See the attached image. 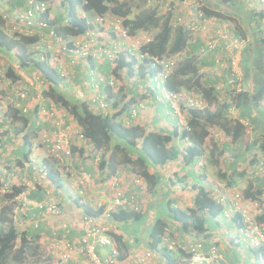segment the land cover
<instances>
[{"label":"trees","instance_id":"obj_1","mask_svg":"<svg viewBox=\"0 0 264 264\" xmlns=\"http://www.w3.org/2000/svg\"><path fill=\"white\" fill-rule=\"evenodd\" d=\"M29 1H32L30 6H28ZM54 1L57 0H7L6 3L3 2V7H0V52L16 50L18 52L16 58L21 66L30 63L35 66L45 82L42 95L52 100L55 105L63 107L79 127L83 140L88 141L92 146L91 150L96 154H101L98 169L104 179L112 178L119 168L125 169L128 174L134 176V179L145 184L144 191L151 194L154 199L150 204V209H155L156 213L155 219L146 229V232L144 231V236H141L138 230L143 229L140 228L142 225L146 226V215L148 213L142 212L140 208L137 210L112 208L109 210V218L104 219L102 217L107 206L102 205L101 207L92 208L76 198L74 204L81 209V217L94 218L96 222L94 221L93 224L95 225L102 220L105 225L106 223L114 226L117 224L115 227L121 226L119 229L117 227L118 231L122 230L125 235L133 237L132 244H130L122 233H116L112 230L108 232L111 239L118 245V259L122 261L132 255L130 248H139L140 245L144 246L145 250L152 251L154 255L159 256L163 264H183V259L187 258L188 254L185 253L182 246L187 244L201 242L205 249L211 246L217 247V242H213L210 229L217 228V226L219 227L222 223L228 221L224 216V206L213 199L204 187L195 184L191 186L196 191L193 206L187 209L174 206L171 199L167 198V192H164L166 187L161 184L155 174L149 171V166L165 165L176 160L177 156L180 155L183 166L192 168L202 156L206 140H209L210 133L207 128L217 127L229 137L230 142L235 147L242 145L245 138H252L249 143L245 144L244 148L251 155L249 160L252 167L250 169L251 174H249V184L244 189L242 196L250 201L259 199L261 191L264 189V168L254 169L253 165L258 163L260 166L261 159H264V114L259 115V108H262L264 100V29L261 28L260 23V20L262 21L264 18V11L249 12L251 14L249 19L253 20L254 25L245 27V30H242L240 24L233 20L235 34L240 35L245 40L249 37V52L255 55L256 49H252L253 44H258L263 49V57L261 58L259 55V62H257L258 67L263 70L259 74L260 78L257 79L253 74L251 75L250 68H248L247 77L250 82L251 79L253 80L251 90L232 91V101L235 104V109L239 110L242 114L239 115L249 123L246 128L244 123L238 119L227 116L230 109L228 105H218L219 107L214 111L209 109L213 101L217 102V92L213 91L212 87L202 86V76L199 75V65L195 57L183 55L184 50L187 48L188 34L184 28L177 26L172 21L174 18L172 14L174 1L167 3L168 6H160L159 0H157L156 5L153 2V9L141 10L134 14L133 11L139 10L142 7V2L146 3L147 0H58L62 6L61 11L53 18H50L51 7H47L44 13L35 9V5H38V3H52ZM200 2L204 6L203 12L206 17L222 18L224 15L216 12L214 8L229 9L233 0H200ZM259 2L264 4L261 0ZM28 9L32 11L35 22L45 25L43 30H47L48 33L52 30L59 38L65 41L68 40V49L75 48L78 38L83 37L88 32H95L97 30L96 20H105L107 16L120 19L128 36H137L139 33L150 35V40L139 49V52L146 53L148 58H144L138 64L137 73L135 64L139 60L134 56L130 57L127 53L117 55L112 63L108 60L98 62L97 57L94 55L95 50L89 53L86 58L77 57L73 60V63L83 64L87 70L90 69L99 74L102 73L99 69L104 65L107 70L104 75L113 76L120 84V89L116 93L110 87L101 89L105 95V100L110 101L112 104L111 108L118 109L120 102L125 97L123 91L129 92L130 101L121 106V111L115 113L113 110L114 113L104 115L103 112L92 111L88 103L68 97L72 95L71 93L68 94L66 90L69 89L63 86L69 80L62 77L58 70L48 63V59L44 60L42 57L43 60H41L40 57L28 54V47L38 42L40 36L34 31H31V36H26L10 30V26H14V21H11L12 16L19 10L27 11ZM162 9H165L163 13ZM18 27L23 30L27 29L25 23H20ZM70 57L74 58L71 54ZM163 57H176L177 60L170 77L165 81V88L171 92L199 93L208 108L206 106L202 110H189L187 120L189 129H183L180 133H178L179 127L174 121V127L170 132L150 131L144 126L132 123L128 126L125 125L122 118L128 117V107L136 100L132 91H136L138 88L136 86L139 84L143 85L140 90L146 86L147 74L148 76L157 74L159 68L151 66L150 63ZM122 72H125L126 76H122ZM5 76L11 80L18 78L12 68L6 70ZM134 76H137L140 80L139 84L133 86L136 88L125 82L128 77ZM85 77L84 75L82 79H85ZM84 81H87V79ZM33 114L34 111L31 112V116ZM29 120H31L30 117L26 119L17 109L13 114H5L7 128H10L11 131L4 130L0 133V159L4 154L3 151L6 150L7 144L13 142L11 139H8V142L2 139L10 131L13 138H15L14 141L18 137L21 141V148L11 152L15 156L12 161L13 166L22 165L23 161H28L29 157L34 156L36 153L34 138L38 134L31 125H28L30 124ZM18 121L24 124L22 128L18 127ZM175 142L182 146L180 153L174 146ZM216 145L218 146L217 143ZM216 145L211 143L212 148L215 149L211 151L210 156L212 163L218 167L223 150L214 154L217 151ZM74 151H76V148L72 147V152L74 153ZM18 156L20 158H17ZM42 162L44 163L39 164L45 166L46 179L55 187L60 188L61 182L54 161L43 159ZM236 162L233 165V173L228 176L220 169L223 172L220 175L221 179L226 181L228 187L232 186V176L236 172L240 176L244 174L242 169H236ZM8 168H11V166H8ZM174 179L175 181L170 178L166 185L181 184L176 174H174ZM182 180H184V177ZM253 183L258 185L255 186L258 189L252 186ZM3 188L6 197L16 205V215L14 218L11 217L13 216L12 208L9 206L0 209V224L4 225V228H0V264H27L30 255L31 257L35 256V262H33L35 264H51L49 260L38 259L40 257L38 254L39 243L41 239H44V233L41 231L39 224L35 222L36 218H39L40 211L38 209H35V212L31 210L32 206L29 204L30 194H28L27 187L17 184L8 186L6 174L0 173V190ZM18 211L20 214L17 216ZM163 212L168 216L169 222L162 218ZM238 218L239 215L236 214L231 223L237 224ZM257 220L264 221V215L258 216ZM178 231H180L181 236L177 233ZM182 236H189L193 240L186 238V241H183ZM170 246L171 248H169ZM252 253L256 258L260 256L264 262L262 251L256 250ZM55 254L58 256L57 252ZM55 254L52 256L55 257Z\"/></svg>","mask_w":264,"mask_h":264},{"label":"crops","instance_id":"obj_2","mask_svg":"<svg viewBox=\"0 0 264 264\" xmlns=\"http://www.w3.org/2000/svg\"><path fill=\"white\" fill-rule=\"evenodd\" d=\"M259 1L260 0H233V3H231V7L229 9L215 7L214 10H216V12L222 13L224 15V17L222 18L216 19L219 20L218 22L220 23L228 21L231 30H233L234 33V21H237V24H240L242 30L247 26H253L254 22L253 20L249 19L251 17V14H249V12L258 13L261 10L264 11V4H261ZM169 2L171 3L172 0H159L160 6L167 5V3ZM181 9L182 8L180 7L176 9L177 16H182V14L180 13L182 11ZM164 11L165 9H162V13ZM260 23L262 25L261 28L264 29V18L262 21L260 20ZM40 32L46 34L44 39L42 40V42L45 41L44 44H46L50 40L48 36V31L42 29L40 30ZM213 34L214 33H212L211 29L199 31V33L194 36V39L187 43V48L184 50L183 55L196 56L195 54L200 49V47H202L205 41L212 37ZM105 38H107V36ZM248 38L249 37L246 38L247 45L242 50V61L239 64L242 73V78L240 79L239 86L242 91L249 89L251 90V84L253 82L252 79L250 82L247 77L249 70L246 66L249 62L248 59L250 44ZM51 46L54 47V50L60 48L59 43L55 42H52ZM14 54V52L1 53L0 63L3 64V61L1 59V57H3L7 60V65L4 66L3 64V66L5 68L7 66H9L10 68H14L18 62ZM225 55V50H221L220 52H218V50H215L214 52L209 53L204 57H195L199 65V75L202 76L201 84L203 87H212L213 91L217 92V102L213 101L209 106V109L211 111H214L217 107H219L218 105H228L230 109L228 111L227 116L242 121L243 118L239 115L241 113L239 110L235 109V104L232 101L233 90H231L232 88L228 85L227 81L228 67ZM48 59V63L54 68H56L57 63L67 65L66 67L69 69V75L67 80L69 81L66 82L63 87L69 89L66 90L68 94L71 93L72 95L75 89L81 88L82 90H84L88 98L96 96V91L93 90V87L90 84V78L88 76V72L90 69L87 70L83 64H75L76 62L73 63V60L75 59H71L70 53L68 51L64 52L56 50V52H53L48 56ZM215 59L216 61H220L215 62ZM259 69L262 70L261 67H259ZM28 70L29 69L25 70L26 73L28 72ZM99 71H101L103 75L107 73V70L106 68H104V65L99 69ZM84 75L86 76L85 79H87V81H84L85 79H82ZM136 87H138L137 90L134 92L132 91V93L135 99H140L139 96L143 97V95L140 94L141 84L137 85ZM13 88H16V85H9L3 78H1L0 91L4 93H2V96H0V133L4 130L11 131L10 128H7L6 122L8 120L5 121L4 113L6 112V110L7 114H13L15 112V108L13 107L11 100L7 98L9 96L13 97ZM30 94L31 95L28 97V99L20 104H22V107H25L27 110L24 113L21 112L24 117L26 119H28L29 117L31 118V120H29L30 124L28 125H31V127L38 134L34 138V142L37 141L41 135L55 132L59 128L58 131L66 133L70 140L71 146L73 148H76V151H74L72 158L66 159L64 165L66 167H70V170L71 172H73L75 177H61L59 175V172L61 169H63V166L61 167L56 165L57 171H59L58 175L61 182V187L57 188L53 184H51L47 179L41 178L42 176L40 175V173L45 170V166H40V164L44 163L42 162L43 159L49 161V159L45 157V155H41L36 151L37 154L35 153L34 156L29 157L32 161L28 159V161H23L22 165L13 166L12 161L15 156L14 154H11V152L17 150L18 148H21L20 137L16 138V141H14L15 138H13L12 132L10 131L2 137L3 141L5 140L6 142H8V139L13 140L12 144H7L6 150L3 151L4 154L0 159V173L6 174L8 186H10V184L26 186L27 189L30 190V192H28V194H30L29 204L32 206L31 210H34V212L35 209H37L36 205L46 203H55L60 206L62 210L61 214L57 217L49 216L51 214H46L45 209L43 210V212L40 211L39 218L41 231H43V233L48 232L51 236L53 234L59 233L61 234V236H65L68 242L72 243L75 247H78L79 238L84 234L86 226L80 221L82 215L81 209L75 206L74 199L79 198L82 203L92 208H94L95 203L99 199H101L105 202V206H107L110 203V200L112 199V188L114 189V186L116 185L125 193V195L129 197L130 195L135 194V197L139 202L140 210L144 213H148V215H146V226L142 225L140 228L143 229L138 230L141 236H144L146 229L149 227V225H151V223L155 219L156 214L155 209H150V204L154 199L151 194L144 191L145 184L141 183L139 186H136V184H134V176L128 174L127 171L123 168H119L117 173L112 178L104 179V176L98 169L99 163L95 162V158L100 157L101 154L94 153L91 150L92 146L90 145V143L88 141L80 139V129L75 124L72 117L67 113V111H65V109L59 106L54 105L51 101H45L44 103H42V101H38L35 97L34 90H31ZM138 94L139 96H137ZM196 96L200 95L196 94ZM68 97L71 98L72 96L69 95ZM2 103L5 104V110H3V107L1 106ZM51 105H54L55 109L57 110V113L54 116H49L40 113L41 108H49ZM19 110L21 111V109ZM33 111L34 114L31 116V112ZM110 113L112 112L110 111ZM147 113L150 114L147 115ZM262 113L264 114V106H262V108H259V115ZM57 121H60L59 126L56 125ZM133 124L144 126L147 130L150 131L161 130L165 132H170L174 127V122L169 116L166 115L164 106H158L156 104L149 105L148 112H144L140 117L137 118L136 121L133 122ZM17 125L19 128H22V126H24L21 121H18ZM207 130L210 133V137H214L212 143L215 145L216 143L218 144V146L216 145L217 151L214 152V154L218 151L220 152V150H223V154L222 156H220L219 159L220 163L218 167L213 164L211 160L210 153L211 151H213V149H215L212 148V146H209L208 149L206 147L203 148L202 156L200 157L198 163L195 164L192 168L183 166L180 155L177 156L176 160L171 161L165 165L149 166V171L155 174L158 177L159 181H161V184L166 187L164 189L165 191H163L165 193L167 192V198H170L174 206L178 208L187 209L193 206V199L196 191H194L191 186L194 184L197 186L204 187L209 192V194L214 190L217 192L219 191L221 194L226 193L230 197L231 194L237 192L242 193L243 195L244 189L247 188L249 184V174H251L250 169L252 167L249 160L251 155L250 153H247L244 148L245 144L249 143L252 138H245L242 145H238L237 147H235V145L230 142L229 137L217 127L207 128ZM178 133H180V131ZM174 146L179 150L180 153L182 146L179 145V143H176ZM17 158L20 157L18 156ZM238 159L239 161H237ZM235 162L237 167L236 169H242L244 174L243 176H240V174L236 172L232 176L233 180L231 179L233 182L232 186L228 187L226 185V181L221 179L220 175L223 172L226 173V176L233 173V165ZM8 166H11V168H8ZM253 167L254 169L260 168L258 163L256 165H253ZM220 169L223 172H221ZM82 172H87L91 174L94 180L91 181V184L88 185L87 188L84 190V195L81 196L78 194L75 178L79 176ZM174 174L178 176L179 180L181 181V184L166 185L169 182L170 178L175 181ZM183 177L184 180H182ZM194 177L196 179H193ZM252 186L255 187L258 185L256 183H253ZM255 189L258 188L255 187ZM263 191L264 189L261 192ZM34 204L36 205L34 206ZM245 204H248L247 200ZM245 206L249 210L253 209L250 205ZM164 213L165 212L162 213V218L166 219L167 222H169L170 220L168 216ZM109 224H107L109 228L113 227V229H115L118 227H115L117 224H115V226L113 224H110L109 226ZM119 228H121V226L118 227V229ZM234 229L235 225L229 221L222 223L219 227L217 226V228L213 227L210 229V232L212 233L213 242H217V247L222 254L221 264H264L260 256L256 258L252 251L244 247L245 245L243 241L238 236H235ZM116 233H122V235L126 236L129 243L132 244L133 237L125 235L122 230H119ZM177 233L181 236L180 231H178ZM184 237H181L183 241H186V238L189 240H193L189 236H186L185 238ZM242 248H246L243 256L249 259H242L238 257V255L242 252ZM130 249V252L135 251L137 253H142L145 251V247L142 245H140L139 248L132 247ZM105 250L106 249H99V253H101V255H106ZM55 251L57 252L58 250ZM71 258L72 259L70 260V264H86L83 254L80 253L79 249L77 248L72 252ZM148 264H163V262L159 256L155 255L154 258Z\"/></svg>","mask_w":264,"mask_h":264},{"label":"built area","instance_id":"obj_3","mask_svg":"<svg viewBox=\"0 0 264 264\" xmlns=\"http://www.w3.org/2000/svg\"><path fill=\"white\" fill-rule=\"evenodd\" d=\"M172 1L175 2L172 9V14L174 15L173 23L184 28L188 34V43L194 39V36L201 30L211 29L212 33H214L213 36L207 39L203 46L200 47L195 54L196 56H190L201 58L214 52L215 50H218V52L225 50V59L228 67V85L234 92H241L242 90L239 86V82L242 78V73L239 64L242 61V50L246 47L247 41L231 30L228 21L220 23L218 22L219 20H217L218 18L215 16L206 17L203 12L204 6L200 0ZM261 2L264 3V0H261ZM31 3L32 1H29L28 6H30ZM49 5L50 3L47 2L38 3V5H35V9L44 13ZM178 7L182 8V11L180 12L182 16L176 15V9ZM18 17L22 23L27 25V35L32 34L31 29L33 26H45L43 24L35 23V20L33 19L34 15L29 9L25 12L24 16L21 15ZM96 21L101 24L103 20L97 19ZM109 33L112 35L108 34L107 38H101V36L97 38L95 32H88L83 37L76 40L75 48L68 49L64 46L62 51H68L75 59L77 57L86 58L89 56V53L95 50L94 55L100 63L104 60H108L112 63L117 58V55L127 53L130 57L134 56L139 60V62L135 64V70L137 73L138 64L141 63L144 58H148V55L146 53H140L139 49L150 40V37L142 41L137 36H128L123 29L120 19H115ZM49 34L53 39L61 41L56 37L53 31H50ZM38 48V46H35V49ZM46 51L47 50H44L45 55L47 53ZM42 57L44 58V54L40 53V58L42 59ZM216 59L215 62L220 61H216ZM176 61V57H163L150 63L151 66L158 67L159 71L153 76H148L147 74V83L145 82L146 86L140 90V94L143 95V97L139 96L140 99L133 101L127 110L128 117L122 118L125 125L128 126L131 123L133 124V122L136 121L137 118L144 112H148L149 105L156 104L158 106H164L166 115L176 122V125L179 127V131L189 129L187 125L189 110H202L206 107V102L203 98L196 97V94L194 93L187 91L171 92L165 88V81L168 77H170ZM17 66H15V69L17 70L19 79L15 84L17 88L15 92L16 94L13 97L9 96L7 98H9L11 102H15L16 107L21 108L22 104L20 103L27 99L29 89H33L36 84H44V82L42 77L37 75V73L31 69H29L26 73V71L19 69ZM56 69L62 77L65 79L68 78L69 69L65 65L60 63L57 65ZM88 74L90 84L92 85L93 90L96 91V96L88 98L84 90L81 88L75 89L74 93L79 100L86 103L90 102L88 104L90 109L92 107V111L103 112L104 115L109 114L110 111L112 113H116L121 111V106L124 103L130 101V97L128 96L129 92L123 91L125 95L123 101L120 102L121 104L118 109H112V104L110 101L105 100V95L101 89L103 87H110L114 93L118 92L120 89L119 84L117 85L118 80H116L113 76L102 75L91 70ZM124 75L125 72H122V76ZM126 81L127 83H137L140 80L137 76H134L128 77V80L126 79ZM26 89L28 90L25 91ZM16 100H18V102H16ZM54 105H51L49 108H41L40 113L54 116L57 113ZM262 106H264V100L262 102ZM22 110L23 112L27 111L25 107H22ZM241 122L244 123L246 128L248 127L249 123L246 120H242ZM59 123L60 121H57L56 125L59 126ZM58 130L49 134L41 135L34 143V147L37 153L45 155V157L50 158L56 161L59 165L63 166V169H61L60 172L58 171L61 177L72 176V178H74L75 175L71 172L70 167L64 166L65 160L72 158V146L67 134L59 132ZM80 139H83L81 134ZM100 160L101 157L95 158V162L97 163H99ZM263 164L264 159H261V169L264 168ZM40 175L42 176L41 178L46 179V172L44 170L40 173ZM75 179L78 194L82 196L84 194V190L91 184L93 177L87 172H82ZM134 184L139 186L141 182L135 179ZM112 191V199L107 205L108 209L106 208L104 211L103 217L101 216L102 218H109V210L112 208H128L131 210L139 209L138 200L136 199L135 194L130 195L129 197L125 195V193H123V191L116 185L114 186V189L112 188ZM3 192H5V190ZM210 196L219 204L224 206V216L228 219V221L231 222L236 214L239 215L238 223L235 224V230L238 232V237L243 241L245 247L250 251H262L264 254V221L257 220L258 216L260 217L261 215H264V191L261 192L258 200H247L248 204H245L246 199L243 198L241 193L231 194V197L229 196L227 198L219 191L217 192L213 190L210 192ZM102 205H105V202L101 199L95 203V207H101ZM245 205H250L253 209L249 210ZM36 208L41 212L45 209L55 217L59 216L62 212L60 206L55 203L38 204L36 205ZM94 221V218L87 216L81 217V222L86 226V228L83 236L78 242V247H75L67 240L63 241L53 238L52 244L55 250H58L57 253L60 264L69 263L72 259L71 254L76 248L83 254L86 264H148L154 258V252L145 250L142 253L133 251L132 255L127 259L123 261L119 260L118 245L109 236L108 226L103 224L101 221L95 225L93 224ZM169 248H171V246ZM182 248L185 250V253L188 254V257L183 259V264H221L222 262V254L216 246H211L210 248L205 249L201 242H195L190 245H184ZM99 249H106V256L102 257L99 253Z\"/></svg>","mask_w":264,"mask_h":264},{"label":"rangeland","instance_id":"obj_4","mask_svg":"<svg viewBox=\"0 0 264 264\" xmlns=\"http://www.w3.org/2000/svg\"><path fill=\"white\" fill-rule=\"evenodd\" d=\"M156 1L157 0H147V2L146 3H143L142 2V7L139 9V10H134L133 11V14L134 13H137L138 11H141V10H147V9H153V2H154V5H156ZM49 7H51L50 8V18H53V17H55V15L56 14H59L60 13V11H61V3L57 0V1H54V2H52V3H50V5H49ZM91 20H93L92 18H91ZM114 21H115V18H112L111 16H107V18L105 19V20H103L102 21V23L100 24V23H98L97 21H96V24H97V30L95 31V35L97 36V38H99L100 36L102 37V38H105L106 36H108V34H109V31H110V29H111V27H112V25H113V23H114ZM11 31H14V30H12V29H10ZM6 32H8V31H6ZM105 34H104V33ZM137 37L138 38H140V40H142V41H144L145 39H148L149 37H150V35L148 36L147 34H145V33H139L138 35H137ZM42 46V45H41ZM250 47V46H249ZM252 49H256V52H255V55H253L252 54V52H249V64H247V67L248 68H250V74L252 75H254L255 76V78H260V76H259V74L263 71V70H260L259 69V67H258V63L257 62H259L258 61V57H259V55L261 56V58L263 57V49H262V47L259 45L258 46V44H253L252 45ZM1 59H2V61H3V64H4V66H6L7 65V60L5 59V58H3V57H1ZM60 64V63H59ZM1 78L2 77H0V81H1ZM132 79V78H131ZM132 81H134V80H132ZM127 82V81H126ZM133 83V84H132ZM119 84V82H117V85ZM128 84H130V85H132V87L133 86H135V85H137V84H139V82H137V83H135V82H129ZM128 84H126L127 86H128ZM120 85V84H119ZM3 86V85H2ZM2 93H4V92H2V91H0V96H2ZM194 93V92H193ZM198 95H200L199 93H197ZM137 96H139V94L137 95ZM196 97H198V98H200L201 97V95L200 96H196ZM202 98V97H201ZM0 100H1V98H0ZM1 106L3 107V110H5V104H1ZM8 106H9V103H8ZM7 113V110H6V112L4 113V114H6ZM8 113H9V110H8ZM150 113H147V115H149ZM213 139H214V137L213 136H211V137H209V140H206V143H205V147L208 149L209 148V146H211V143H212V141H213ZM11 185V184H10ZM5 189H1L0 190V209H3L4 207H6V206H9L10 208H12V215L13 216H11L12 218H14L15 217V213H16V205L13 203V201H11V200H9L7 197H6V193H4L3 191H4ZM28 192H30V190H28ZM144 192V191H143ZM237 193H239V192H237ZM224 196L225 197H229V195L228 194H226V193H224ZM36 204H34V206H35ZM45 213L47 214V213H49L47 210H45ZM20 213H19V211H18V213H17V216L19 215ZM49 216H52V214L51 215H49ZM40 218H36V220H35V222H37L38 224H39V226H40V220H39ZM45 221V220H44ZM103 221V220H102ZM101 221V222H102ZM107 224H109V223H107ZM107 224H106V226H107ZM109 226H110V224H109ZM0 228H4V225H1L0 224ZM109 228V227H108ZM115 228V227H114ZM109 230H112V231H118L117 230V228H115V229H113V227H110L109 228ZM234 233H235V236H239L238 235V232L234 229ZM44 239H41L40 240V243H39V247H40V249H39V252H38V254H39V260H40V258L42 259V260H44V261H48L49 260V262L52 264V263H56V264H60L59 263V257L55 254V248L53 247V244H52V241H53V238H55V239H58V240H63V241H65V240H67L66 239V237L64 236L63 237V235L61 236V234H59V233H56V234H53L52 236L48 233V232H45L44 233ZM244 246V245H243ZM245 247V246H244ZM246 249V248H245ZM245 249L244 248H242V252L238 255V257L239 258H242V259H249V258H246L245 256H243L244 255V252H245ZM50 253H51V255H50ZM105 253L107 254V251L105 250ZM53 254H55V257L54 256H52ZM101 254V253H100ZM102 255H104V256H106L105 254H102ZM101 255V256H102ZM104 256H102V257H104ZM38 257V256H37ZM54 257V258H53ZM55 260V261H54ZM27 264H35V263H33V262H35V256L34 257H31V255L29 256V258H28V260H27ZM38 262V261H37ZM67 264H70V263H67Z\"/></svg>","mask_w":264,"mask_h":264},{"label":"clouds","instance_id":"obj_5","mask_svg":"<svg viewBox=\"0 0 264 264\" xmlns=\"http://www.w3.org/2000/svg\"><path fill=\"white\" fill-rule=\"evenodd\" d=\"M6 1L7 0H0V7H3V5H4V3L3 2H5L6 3ZM25 12H26V10H19V11H17L13 16H12V19H11V21H14V26H10V29H12V30H14L13 32H18V33H21V34H24V35H26V36H31V35H27L26 33H27V29L26 30H23V29H21V28H19L18 27V25L20 24V23H22V21H20V19H19V17L18 16H21V15H23L24 16V14H25ZM18 17V18H17ZM34 19V18H33ZM35 23H38V22H35ZM43 27V28H42ZM38 26V25H36V26H33V28L31 29V31H34V32H36V34L37 35H39L40 36V40L38 41V42H36V43H34V44H31L29 47H28V54H33L34 56H36V57H40V53H42V54H44V60L45 59H48V56L51 54V53H53V52H56V50H60V51H62V48L65 46V47H67V43L69 42L68 40H63V39H61V38H59L58 36H56L57 38H59L61 41H57V40H55V39H53L51 36H50V31H52V30H50L49 31V33H48V36H49V41L46 43V44H44V42H42V40L44 39V37H45V35L46 34H43L42 32H40V30H42V29H44L45 28V26ZM43 34V35H42ZM52 42H55V43H59V47L60 48H57V49H55L54 50V47H52L51 46V44H52ZM35 44H37V45H35ZM42 45V46H41ZM35 46H38L39 48L38 49H35ZM68 48V47H67ZM44 50H47L46 52V55H45V52H44ZM10 52H14L15 54H14V56H16V53H18L16 50H13V51H10ZM1 53H3V52H0V54ZM4 53H7L6 51L4 52ZM41 59V58H40ZM43 59H41V60H43ZM48 61H49V59H48ZM59 63H57V65H58ZM18 65V66H17ZM15 66H17L19 69H21V70H26V69H31L32 71H34L35 73H37V75H40L41 77H42V79H43V76L41 75V73L35 68V66H33V64H28V65H26V66H21L20 65V63L19 62H17V64L15 65ZM57 67V66H56ZM8 68H10L9 66H7L6 68L3 66V64L2 63H0V76L7 82V84H9V85H15L16 84V82H17V80L19 79V76H18V74H17V70L15 69V67L14 68H12L13 69V71H14V73L16 74V76L18 77L16 80H11V79H8V78H6V76H5V73H6V70L8 69ZM56 69V68H55ZM2 74V75H1ZM44 82V81H43ZM45 83V82H44ZM14 89V94H13V96H15V92H16V89L17 88H13ZM45 89V84H41V85H39V84H36V86L33 88V89H29V92H28V97L31 95L30 94V92H31V90H34L35 91V97H36V99L38 100V101H42V103H44L45 101H51V102H53L52 100H50V99H47V98H45L43 95H42V92H43V90ZM28 89H26L25 91H27ZM38 96V97H37ZM28 97H27V99H28ZM72 97L75 99V100H79L76 96H75V93H74V91H73V93H72ZM26 99V100H27ZM25 100V101H26ZM24 101V102H25ZM16 102H18V100H16ZM12 104H13V107L15 108V109H17V110H19V109H21V111L19 110V112H22V113H24L23 112V110H22V107L21 108H19V107H16L15 106V102H11ZM57 106V105H56ZM61 107V106H60ZM61 108H63V107H61ZM84 141H86V140H84ZM92 149V148H91ZM48 159H50V158H48ZM54 161V160H53ZM54 163L56 164V165H58V166H61L62 167V165H59L56 161H54ZM45 171V170H44ZM84 195V194H83ZM70 263V262H69Z\"/></svg>","mask_w":264,"mask_h":264}]
</instances>
